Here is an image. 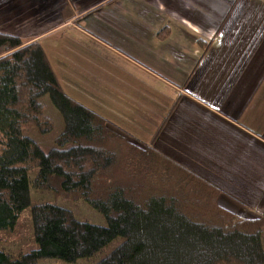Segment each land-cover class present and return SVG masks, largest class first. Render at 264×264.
Here are the masks:
<instances>
[{"label":"trees","instance_id":"obj_1","mask_svg":"<svg viewBox=\"0 0 264 264\" xmlns=\"http://www.w3.org/2000/svg\"><path fill=\"white\" fill-rule=\"evenodd\" d=\"M46 95L64 124L47 154L25 134L28 126L52 132ZM134 140L64 92L39 42L0 32V232L14 231L29 209L37 246L18 255L0 249V264L75 263L118 238L97 264H264V213L247 220L226 211L220 189ZM125 175L146 188L127 186ZM31 188L84 200L107 226L55 204L32 206Z\"/></svg>","mask_w":264,"mask_h":264},{"label":"crops","instance_id":"obj_2","mask_svg":"<svg viewBox=\"0 0 264 264\" xmlns=\"http://www.w3.org/2000/svg\"><path fill=\"white\" fill-rule=\"evenodd\" d=\"M9 1L12 5L17 0ZM52 1L58 8L51 20H57L56 24L41 20L42 24L50 22L52 26L30 35V42H40L62 29H77L78 33H87L91 38L94 46L90 52L95 56L92 62L100 68L104 66L105 77L100 79L106 85L126 87L123 82L130 81L136 86L146 81L149 86L155 83L169 86L173 94L165 100L162 115L153 122L152 133L137 126L135 129L145 137L155 132L152 140L144 137V141L137 140L152 144L159 152L220 189L222 197L218 202L226 209L230 210L233 204L223 198L240 202L242 206L245 198H260L259 193H264V135L254 129H263L262 123L255 122L254 101L258 84L263 81L256 79L264 64L263 26H257V30L252 28L251 37L244 45L234 37L235 31L229 26L230 33L220 44L218 34L214 33L220 24L226 23L227 12L218 11V5L211 2L209 9L213 11L204 9L209 15L204 16L203 23H217L210 44L216 40L219 44L203 51L200 42H208L202 38L204 26L190 28L188 19L184 21L183 17L165 9L169 0H135V5L131 6L125 0ZM23 5L26 7L27 1ZM77 5L86 12L88 29L72 25L78 18ZM11 7L16 10L20 5ZM165 10L167 14L162 15L161 11ZM36 14L35 11L33 16ZM170 27L175 31L171 37ZM180 36L186 40L185 44ZM257 40L262 45L261 51L257 49ZM211 51L216 52L209 56ZM101 61L110 63L102 66ZM178 63L188 68L185 75L178 71ZM112 70L119 73L113 74ZM145 96L141 92L136 98L142 101ZM151 98L161 99L158 95ZM119 128L134 138L133 127ZM240 197L243 201L238 199Z\"/></svg>","mask_w":264,"mask_h":264},{"label":"rangeland","instance_id":"obj_3","mask_svg":"<svg viewBox=\"0 0 264 264\" xmlns=\"http://www.w3.org/2000/svg\"><path fill=\"white\" fill-rule=\"evenodd\" d=\"M25 1H27L26 7L23 5ZM48 1L49 2H43L42 4L41 0H17L12 3V5H20V7L15 10L11 7L12 5L9 4L11 1L0 0V32L19 36L26 44L31 43L29 41L30 35L42 33L52 26L51 23L56 24L57 20L54 22L51 20H54L58 8L55 5V1ZM125 1L128 2V6L135 5V0ZM185 1L188 3H185ZM185 1L169 0L167 6L164 2L163 4L165 5V9L170 13L174 12L177 17H183V19L181 18L182 20H184V18L186 20L188 19V26L190 28L192 26L197 28H200L201 25L204 26L205 33L202 34V38L208 42H200L199 47L200 50L203 48V51L205 48H210V50H212L213 47H217L219 44L217 40L210 44L217 23H203L205 19L204 16L209 15L207 12H204V9L207 7L208 10H211L209 6L213 5V3L218 5V11L223 10L224 13L225 11L227 12L225 18L226 23L223 22L220 24L217 30H215L217 33H214L218 34L217 38H219L220 44H222L227 33H230L228 32L229 26L232 28V31H235L234 37L240 39L242 45L251 37L250 32L252 33V28L253 30H257V26L264 27V0H232L231 3H228V0ZM78 5V10L75 14L78 18L72 22V25L74 23V25H80L81 29H88L86 12L82 11L83 8ZM211 8L215 10V8ZM35 11L37 14L34 17L33 14ZM66 14H69V12H66ZM161 14L166 15V10L161 11ZM69 17L70 16L67 15V18ZM45 19H47V21L49 20L51 23L42 24L41 20ZM243 19H245V21ZM210 26L214 27L208 28ZM183 29L187 31L185 28ZM176 31L180 35V31L178 29H176ZM169 32L170 37L175 33L172 27H170ZM187 32L190 33L189 31ZM180 38L185 41V44L186 40L181 36ZM39 44L46 53L47 59L64 92L69 97L99 114L112 123L117 130H120L119 127L125 130H127L128 127H133L134 131L131 133L135 138L134 140L132 137L135 142L138 138L141 139V141H144V139L148 140V138L152 140L155 132L153 135L151 134L145 137L141 136L135 129L137 126L143 128V130H148V133H152L151 129H154L153 122L162 115V108L166 103L165 100H167L168 96L170 98L173 94V90L169 86L162 83H155L154 86H149L146 81H142V84L139 83L136 86L130 81L122 83L126 85V87H120V84L115 86L106 85L104 80L100 78L105 77L103 65H107L110 62H106L107 64H105L101 61L102 68L96 66L92 62L95 56H92L90 52L91 46H94L93 42L91 43V38L87 36V33H78L77 29L66 28L57 33L54 32L48 37L43 38ZM257 49L260 51L262 49L259 40H257ZM215 52L216 51H211L209 56ZM100 59L102 60V58ZM177 66L178 71L182 72L184 75L188 72L186 71L188 68L184 69V63H178ZM170 68L177 71L175 67ZM111 73L117 74L119 72L117 70H112ZM256 79L263 81L258 84L257 95L255 94L256 99L254 101V108L257 112L255 122L262 123L263 129L261 127H255L254 129L264 135V64L258 70ZM141 92L147 96H145V100L138 101L136 97L140 96ZM154 95H158L161 99L159 101L153 100L151 97H154ZM41 102L44 104L46 115L53 120L54 128L52 132L40 134L34 127L28 126L25 129V134L32 138L42 151L47 154L51 149L57 147L55 141L63 131L64 124L60 113L52 105L49 96H43ZM69 147L70 145L66 146V148ZM37 174L38 169H32V171L29 172V180L31 183ZM127 177L128 176L125 175V178L121 176L119 179L124 180L127 186H133L134 189L139 187L143 189L146 188L145 181L140 184L139 179H136V177L126 181ZM221 197L222 195L219 196V198ZM259 197L260 198L255 200L253 198H245V205L243 204V206L240 202H236L230 198H223L224 201L228 203L232 202L233 204L230 210L223 208L242 219H257L264 213V193H259ZM238 199L243 201V197ZM135 201L139 202L137 199H135ZM31 202L32 206L38 204H55L72 211L77 220L83 223L101 227L107 226L106 220L102 214L84 200L75 199V197H61L50 190L43 191L31 188ZM221 214L224 215V213ZM222 215L219 216L222 217ZM122 241V238H118L93 257L79 259L75 263H67L57 258H43L40 259L39 264H97L120 245ZM262 242L264 245V231L262 234ZM36 248L37 246L31 228L30 210L28 209V211L22 214L18 226L14 231L0 232V249L13 255H18L28 253Z\"/></svg>","mask_w":264,"mask_h":264}]
</instances>
